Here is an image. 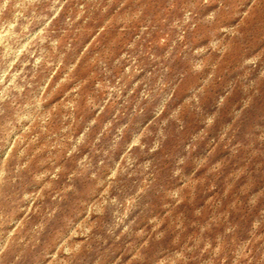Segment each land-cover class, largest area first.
I'll use <instances>...</instances> for the list:
<instances>
[{
	"label": "clouds",
	"instance_id": "9594fccd",
	"mask_svg": "<svg viewBox=\"0 0 264 264\" xmlns=\"http://www.w3.org/2000/svg\"><path fill=\"white\" fill-rule=\"evenodd\" d=\"M0 264H264V0H0Z\"/></svg>",
	"mask_w": 264,
	"mask_h": 264
}]
</instances>
